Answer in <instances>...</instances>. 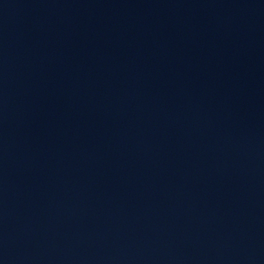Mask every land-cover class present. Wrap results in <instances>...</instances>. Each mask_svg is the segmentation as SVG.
Returning a JSON list of instances; mask_svg holds the SVG:
<instances>
[{
    "label": "water",
    "instance_id": "water-1",
    "mask_svg": "<svg viewBox=\"0 0 264 264\" xmlns=\"http://www.w3.org/2000/svg\"><path fill=\"white\" fill-rule=\"evenodd\" d=\"M0 264H264V0H0Z\"/></svg>",
    "mask_w": 264,
    "mask_h": 264
}]
</instances>
